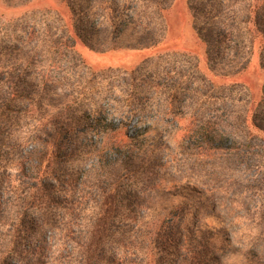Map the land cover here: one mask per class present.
<instances>
[{"label":"rangeland","instance_id":"374dc122","mask_svg":"<svg viewBox=\"0 0 264 264\" xmlns=\"http://www.w3.org/2000/svg\"><path fill=\"white\" fill-rule=\"evenodd\" d=\"M131 2L138 8H129L128 24L102 22L101 35L108 40L90 47L76 34L71 11L64 2L0 0V73H52L62 81L50 85L54 105L74 100L81 107L71 103L70 112L99 117L116 129L105 136L107 140L125 142L129 136L137 146L144 144L149 152L152 150L154 164L149 166L150 177L138 173L125 179L127 185L123 191L127 200L123 212L132 214L116 223L118 237L126 243L134 239L136 247L131 248L134 254L128 255L132 260L175 264L171 263L174 249L177 253L181 251L179 255L189 263L198 259L199 264L264 261L261 37L255 42L247 67L239 71L243 65L231 53L222 57L215 51L210 55V42L199 34L202 24H196L191 0ZM66 37L72 47L49 51L51 45L47 39H60L63 43ZM141 38L157 43L137 46L145 41ZM233 47L237 49L236 44ZM255 112L258 117L254 116ZM33 122L31 114L24 116L21 119L24 130L11 131L0 148L1 154L7 151L1 171L13 174L14 179L17 173L12 165L28 160L27 152L35 147L34 143L23 140L26 123ZM87 123H82L81 140L99 141L97 132L86 129ZM208 126L213 133L210 136L216 133L217 136L201 150V136H205L202 128ZM236 132L243 135V140H238L242 144L233 150ZM7 145H14V149ZM211 146H221L224 150L203 152ZM104 156L115 161L121 152L106 150ZM97 160L96 155L85 151L66 160L64 166L75 175L82 172L90 175ZM90 180L92 185L97 182L95 176ZM96 193L97 189L93 188L86 197L71 235L79 236L87 231L89 206L101 205ZM14 199L12 194L4 197L7 211L0 215L8 221L15 217ZM206 203L209 207L205 208ZM137 221L141 225L145 222L144 227L152 222L163 223L169 228L157 233L180 238L174 248L170 246L169 252L163 254L158 243L137 236ZM130 229L135 236L128 237L132 233ZM15 232L9 226L0 229V241ZM198 232L212 237L208 251L215 259L209 262V256L195 253L202 250L195 243ZM182 244L183 250L179 248ZM148 246L154 252L150 251L147 260L138 249ZM16 260L20 261V253L9 258L11 264H17Z\"/></svg>","mask_w":264,"mask_h":264},{"label":"trees","instance_id":"16d2710c","mask_svg":"<svg viewBox=\"0 0 264 264\" xmlns=\"http://www.w3.org/2000/svg\"><path fill=\"white\" fill-rule=\"evenodd\" d=\"M60 1L71 11L76 34L90 47L108 40L102 38V22L127 25L129 8H138V5L130 3V0ZM191 4L196 24H202L198 28L199 34L205 41L210 42V55L215 51L222 54V57L231 53L234 58L239 59L241 66L243 65L239 68L241 71L247 67L255 42L260 37L264 51V0H191ZM156 7L159 11L162 10V7ZM57 40H46L51 45L49 51L57 52L61 47H72L69 37H66L63 43L62 40ZM156 43L157 41L145 40L140 41L137 46L149 47ZM233 44H236L237 49ZM1 55L2 51L0 57ZM30 62L33 63V60L30 59ZM58 82H62L61 79L52 73H0V148L5 145L3 141L11 135V131L24 130L21 119L29 114L34 122L26 123L27 130L23 140L25 143L35 144V147L27 152L28 160L12 165L16 167L15 179L13 174L1 171L2 158L7 151L3 154L0 152V214L7 211L5 195L12 194L15 197V205L12 207L15 217L8 221L0 215V229L4 230L9 226L17 232L1 239L0 264H11L9 258L19 253L20 261L16 260L17 264H148L137 263L128 256L129 253L134 254L131 249L136 247L134 239L124 242L123 238L116 235L115 229L118 219H125L132 214L129 211L124 215L123 212L127 200L123 191L127 185L125 179L135 177L138 173H142L146 178L150 177V167L154 164V158L150 154L152 150L149 152L144 144L137 146L129 136L125 142L112 138L107 140V134L116 132V129L99 117L75 115V111L70 112L71 103H77L74 100L54 105L50 85ZM77 105L81 107L78 103ZM255 113L254 116L258 117V113ZM84 121L88 122V125H85L88 131H95L101 137L99 141L81 140ZM202 129L205 136H201V150L217 136V133L210 136L213 134L210 126ZM262 130L264 131V127ZM88 131L83 133L88 134ZM242 138L243 135L236 132V141L231 146L233 150H237L242 144L238 141L243 140ZM7 146L14 149V145ZM106 150L121 152V156L115 161H110L104 156ZM210 150L217 153L224 148L211 146L203 152ZM85 151L96 155L98 159L93 168L94 172H90V175H85L84 172L75 175L70 169H66V160ZM91 176L96 178L94 185L91 184ZM93 188L97 189L96 194L101 200V205L89 206L87 231L79 236L71 235L72 225L76 222L74 220L83 210L86 197L91 195ZM205 192L201 194L205 195ZM206 207H209V204L206 203ZM195 219L199 220L200 217ZM138 222L137 236L158 243L163 254L169 252L170 246L174 248L175 242L180 238L176 235L168 238L157 233L158 230L169 228L163 223L146 224L145 227L150 229L146 232L142 231V228L145 229V222L143 225ZM130 231L132 233L128 237L135 236L133 230ZM206 234L198 232L195 243L202 250L197 249L195 253L198 256L201 253L209 256V262L215 257L208 251L209 245L213 244L212 237H207ZM179 248L183 250L184 245ZM138 250L145 259H149L151 252H154L153 247L151 252L149 251V246L147 249L139 247ZM172 252L174 258H171V263L200 262L198 259L189 263L187 258L179 255L181 251L177 253L173 249ZM256 263L264 264V261Z\"/></svg>","mask_w":264,"mask_h":264}]
</instances>
